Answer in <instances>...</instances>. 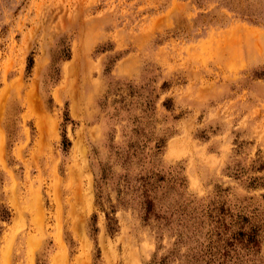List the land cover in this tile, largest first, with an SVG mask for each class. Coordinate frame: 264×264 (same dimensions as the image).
<instances>
[{"label": "rangeland", "instance_id": "374dc122", "mask_svg": "<svg viewBox=\"0 0 264 264\" xmlns=\"http://www.w3.org/2000/svg\"><path fill=\"white\" fill-rule=\"evenodd\" d=\"M0 264H264V0H0Z\"/></svg>", "mask_w": 264, "mask_h": 264}]
</instances>
